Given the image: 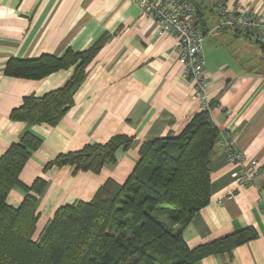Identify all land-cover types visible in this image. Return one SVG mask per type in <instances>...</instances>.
Returning <instances> with one entry per match:
<instances>
[{
	"label": "crops",
	"instance_id": "0c3cea01",
	"mask_svg": "<svg viewBox=\"0 0 264 264\" xmlns=\"http://www.w3.org/2000/svg\"><path fill=\"white\" fill-rule=\"evenodd\" d=\"M207 36L203 42L209 115L219 133L229 134L244 159L229 162L214 149L209 162L210 201L183 231L189 249L232 243L241 231L255 238L229 251L213 253L195 264H264V46L252 35L235 34L220 24L215 8L236 5L264 14V0H192ZM107 41L73 95V105L55 126L31 125L10 118L28 96L41 97L62 87L73 68L41 80L5 75L9 59L61 56L89 48L101 36ZM175 39L160 36L157 24L144 18L130 0H0V156L29 131L40 140L20 173L30 186L40 177L46 186L38 198L40 232L61 205L90 201L108 180L122 184L133 171L140 146L177 136L201 111L193 83L178 63ZM116 135L132 139L119 148L115 162L98 173L73 174L71 167H43L59 154L88 144H104ZM257 162L252 179L236 187L235 175ZM23 192L7 198L17 206Z\"/></svg>",
	"mask_w": 264,
	"mask_h": 264
},
{
	"label": "trees",
	"instance_id": "16d2710c",
	"mask_svg": "<svg viewBox=\"0 0 264 264\" xmlns=\"http://www.w3.org/2000/svg\"><path fill=\"white\" fill-rule=\"evenodd\" d=\"M106 41L103 35L89 48L67 49L61 56L9 59L5 75L27 80L73 68L62 87L41 97H25L10 118L31 125H57L73 105L74 92ZM218 138L209 110H201L177 136L143 143L133 171L122 184L108 180L90 201L59 206L38 232L36 205L46 181L38 177L30 186L20 182L31 152L40 145L37 137L24 132L0 156V264H195L254 239V232L244 230L223 246L217 242L189 249L184 241L185 227L210 201L208 165ZM131 143V138L116 135L104 144L59 154L43 170L68 166L73 174L98 173L115 162L119 148ZM16 187L23 192V200L13 206L7 198Z\"/></svg>",
	"mask_w": 264,
	"mask_h": 264
},
{
	"label": "built area",
	"instance_id": "2783aa9c",
	"mask_svg": "<svg viewBox=\"0 0 264 264\" xmlns=\"http://www.w3.org/2000/svg\"><path fill=\"white\" fill-rule=\"evenodd\" d=\"M140 9L144 18L157 24L160 36L169 35L175 39L178 63L184 74L193 83V95L200 102L201 110H210L207 100L208 84L205 80L203 42L207 36L198 23V9L192 0H130ZM220 24L234 33H251L264 46V14H257L236 5L227 10L222 5L215 8ZM217 146L225 153L229 162L242 163L244 156L238 151L228 133H219ZM257 162L243 167L235 175L236 187L249 183L256 171Z\"/></svg>",
	"mask_w": 264,
	"mask_h": 264
}]
</instances>
